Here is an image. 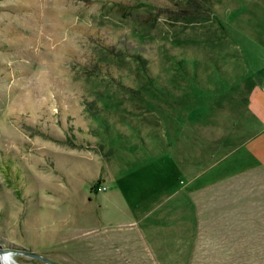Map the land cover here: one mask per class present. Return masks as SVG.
Returning a JSON list of instances; mask_svg holds the SVG:
<instances>
[{"label": "rangeland", "instance_id": "1", "mask_svg": "<svg viewBox=\"0 0 264 264\" xmlns=\"http://www.w3.org/2000/svg\"><path fill=\"white\" fill-rule=\"evenodd\" d=\"M258 67L264 0H0L10 262L264 264Z\"/></svg>", "mask_w": 264, "mask_h": 264}, {"label": "crops", "instance_id": "2", "mask_svg": "<svg viewBox=\"0 0 264 264\" xmlns=\"http://www.w3.org/2000/svg\"><path fill=\"white\" fill-rule=\"evenodd\" d=\"M251 75L252 80L248 85L251 94L249 95L250 101L248 102L247 107L249 108V111H252V114H254V118L261 121L264 118V67L255 68ZM244 94L245 93H243L242 95ZM244 104L247 103L244 102ZM261 130H264V127L261 128ZM244 155L248 159L245 162L252 160L255 164H264V134L260 141L254 142L253 145L245 148ZM175 159L178 160L176 156ZM177 186L173 187L171 190H169V192H173L174 190H176ZM158 204L159 201L155 205H153L150 210L155 208Z\"/></svg>", "mask_w": 264, "mask_h": 264}, {"label": "water", "instance_id": "3", "mask_svg": "<svg viewBox=\"0 0 264 264\" xmlns=\"http://www.w3.org/2000/svg\"><path fill=\"white\" fill-rule=\"evenodd\" d=\"M0 254H3V255H5L6 254V256H8V255H12V252L8 249V248H3V247H0ZM44 260L47 262V263H49V264H54V263H52L47 257H44Z\"/></svg>", "mask_w": 264, "mask_h": 264}, {"label": "bare ground", "instance_id": "4", "mask_svg": "<svg viewBox=\"0 0 264 264\" xmlns=\"http://www.w3.org/2000/svg\"><path fill=\"white\" fill-rule=\"evenodd\" d=\"M0 264H12L10 262V256L9 255L6 256V254L5 255L0 254Z\"/></svg>", "mask_w": 264, "mask_h": 264}]
</instances>
